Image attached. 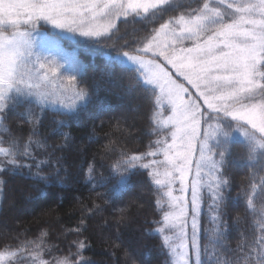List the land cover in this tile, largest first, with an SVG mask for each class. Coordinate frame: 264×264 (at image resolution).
I'll use <instances>...</instances> for the list:
<instances>
[{"label": "snow or ice", "instance_id": "snow-or-ice-1", "mask_svg": "<svg viewBox=\"0 0 264 264\" xmlns=\"http://www.w3.org/2000/svg\"><path fill=\"white\" fill-rule=\"evenodd\" d=\"M101 45L120 136L89 156L65 129L101 83L79 51ZM138 129L148 143L129 148ZM74 168L95 200L60 233L66 254L47 232L0 234V264H95L86 233L109 209L164 264H264V0H0V197L16 180L42 195Z\"/></svg>", "mask_w": 264, "mask_h": 264}, {"label": "trees", "instance_id": "trees-1", "mask_svg": "<svg viewBox=\"0 0 264 264\" xmlns=\"http://www.w3.org/2000/svg\"><path fill=\"white\" fill-rule=\"evenodd\" d=\"M63 43L70 49L76 47L74 43L65 41ZM109 53L110 49L103 45L97 46L94 51L91 49L79 51L80 59L88 66L89 82L95 79L100 80L101 83L96 92V99L88 106L87 111L82 113L80 121L74 122L71 129H65V131L72 132L77 146L87 147L89 156L99 151L108 142L106 134L112 139L120 136L115 121V118L120 115L119 101L108 83L109 66L105 56ZM111 54L114 55V53ZM138 125L139 129H143L145 122L138 120ZM93 127H95V136L89 140ZM139 129L136 132L137 139L128 143L129 148H142L148 143L149 137ZM233 174L238 182L244 173L234 169ZM142 191L139 186L134 187L123 197L117 207H123L135 200ZM235 191L236 189H233V195ZM0 199L4 201V211L0 213V234L15 236L19 233L21 239L25 236L34 239L41 232H47L45 239L48 244L59 246L63 252L57 255H61L66 254L68 241L75 237L69 235L65 239L60 233L76 225L82 215L83 206L91 207L95 200V193L91 185L78 175L74 168L63 184L56 183L44 187L42 195H37L34 189L16 180L10 184L4 197ZM154 199L155 197L153 201ZM95 202L99 203L98 200ZM113 211L109 209L108 212L96 216L91 222L90 233H86L89 235L90 247L85 251V257L94 261L95 264H131L130 256L138 259L139 252L147 247L151 250L146 258L148 264H164V258L156 248L157 240L143 235L139 224H134L130 230H124L121 233L116 231L110 215ZM129 211H135V208H130ZM105 220L109 221L107 225L104 224ZM126 252L130 256L126 255ZM44 258L49 259L47 256Z\"/></svg>", "mask_w": 264, "mask_h": 264}, {"label": "rangeland", "instance_id": "rangeland-1", "mask_svg": "<svg viewBox=\"0 0 264 264\" xmlns=\"http://www.w3.org/2000/svg\"><path fill=\"white\" fill-rule=\"evenodd\" d=\"M47 27L50 29V27H51V26H47ZM63 41H66L67 43H71V42H73V41H71V40H68V39H62V41H61V42L63 43ZM73 43H74V42H73ZM63 44H64V43H63ZM64 46H65L66 48H68L69 50H71V49H70V47H69V46H67V44H64ZM132 201H133V200H132Z\"/></svg>", "mask_w": 264, "mask_h": 264}]
</instances>
